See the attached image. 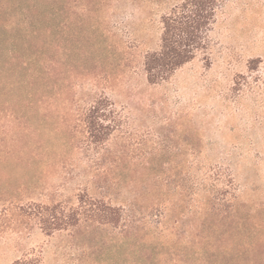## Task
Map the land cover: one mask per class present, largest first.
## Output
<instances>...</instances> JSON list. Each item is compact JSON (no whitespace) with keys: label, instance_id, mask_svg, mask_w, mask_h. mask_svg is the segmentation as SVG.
<instances>
[{"label":"rangeland","instance_id":"rangeland-1","mask_svg":"<svg viewBox=\"0 0 264 264\" xmlns=\"http://www.w3.org/2000/svg\"><path fill=\"white\" fill-rule=\"evenodd\" d=\"M182 1L0 0V264H264V0H225L207 56L151 85ZM82 197L121 222L31 212Z\"/></svg>","mask_w":264,"mask_h":264},{"label":"trees","instance_id":"trees-1","mask_svg":"<svg viewBox=\"0 0 264 264\" xmlns=\"http://www.w3.org/2000/svg\"><path fill=\"white\" fill-rule=\"evenodd\" d=\"M225 0H184L161 17L162 31L159 49L147 53L144 70L147 82L158 84L170 78L175 71L198 57H206L210 49L211 32ZM93 106L89 128L94 134L103 129L101 115H94ZM96 133V134H97ZM99 136V135H98ZM96 136L95 141L101 137ZM60 205H34L32 214L42 232L50 235L55 231L76 226L81 219L100 225H118L123 209L102 200L79 199L77 207L64 210ZM13 264H40L39 259H18Z\"/></svg>","mask_w":264,"mask_h":264}]
</instances>
